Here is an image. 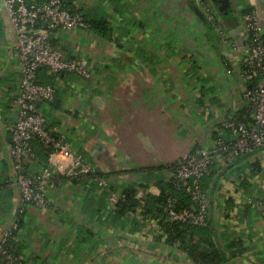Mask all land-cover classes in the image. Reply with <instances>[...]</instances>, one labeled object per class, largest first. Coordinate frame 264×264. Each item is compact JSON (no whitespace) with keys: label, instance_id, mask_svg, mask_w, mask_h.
Returning <instances> with one entry per match:
<instances>
[{"label":"crops","instance_id":"1","mask_svg":"<svg viewBox=\"0 0 264 264\" xmlns=\"http://www.w3.org/2000/svg\"><path fill=\"white\" fill-rule=\"evenodd\" d=\"M210 2L216 11L223 7V16L236 19H229L225 42L193 0H63L66 9L82 11L87 21H104L110 36L90 27L52 34L54 49L63 58L86 61L89 76L40 70L38 83L52 85L55 97L36 106L52 137H62L118 194L133 185L136 197L159 195L158 182L169 181L181 155L210 148L221 124L243 115L246 35L238 14L254 8L264 30V3ZM20 79L17 33L0 0V237L18 224L9 240L11 252L24 264H195L158 234L156 219L143 218L142 204L115 217L107 194L90 175L46 179L47 207L20 211L10 132ZM47 159L27 172L41 176ZM247 166L235 164L218 184L226 177L233 191L230 178ZM234 188L243 193L236 202L219 198L230 207L224 218L231 221L222 224L211 214L217 237L223 231L227 240L241 237L248 249L229 256V264H264V225L259 211L246 203L253 188L242 181Z\"/></svg>","mask_w":264,"mask_h":264},{"label":"built area","instance_id":"2","mask_svg":"<svg viewBox=\"0 0 264 264\" xmlns=\"http://www.w3.org/2000/svg\"><path fill=\"white\" fill-rule=\"evenodd\" d=\"M1 1L17 33L21 75L16 119L10 128L11 154L21 197L20 211L31 205L38 209L47 207L48 200L44 193L46 179L76 175H90L97 187L108 190V202L114 208L122 194L113 191L110 183L99 178L95 169L82 157L73 154L62 137H52L45 129L46 117L36 106L37 102L50 103L55 97V88L52 85L38 83L40 70L47 69L53 75L75 73L82 77L89 76L86 61L63 58L51 42V35L60 30L88 31L87 19L80 10L66 9L63 0H45L42 3L34 0ZM193 2L225 42L229 32L210 0ZM238 20L246 35L242 44L245 56L242 73L246 84L240 105L244 119L238 113L233 115L221 124V131L216 132L217 138L210 148L189 150L175 162L169 181L176 190H182L189 196L193 210L176 211L173 200H168L164 210L170 222L182 221L192 226L206 227L209 199L203 188V179L209 174L211 164L215 159L220 165L230 164L237 157L250 155L236 164L247 166L248 163L258 160L262 164L259 172L252 175V168L249 167L242 175L230 178L233 182L228 183L233 191L227 189L226 177L220 179L212 198L211 212L223 220L222 224L229 223L231 218H224L228 207L219 198L223 196L236 202V196L241 197L243 193L237 194L234 186H238L242 179L251 178L248 181L251 182L253 191L246 203L259 211V219L264 225V30L256 10L240 12ZM223 133H227L229 138L223 139ZM35 140H38L43 148L49 149L41 176L25 171V165L35 159L32 148V142ZM259 149L260 151L255 152ZM17 230L18 224L13 223L0 237V264H24L9 248V240ZM173 245L178 246V243L173 242Z\"/></svg>","mask_w":264,"mask_h":264},{"label":"trees","instance_id":"3","mask_svg":"<svg viewBox=\"0 0 264 264\" xmlns=\"http://www.w3.org/2000/svg\"><path fill=\"white\" fill-rule=\"evenodd\" d=\"M251 10H254V8L245 7L244 9H242L243 12H248ZM219 17L223 20L227 28H229L230 24L229 19H235L231 15L223 16L220 13ZM87 22H89V27L92 29L93 32L99 34L104 38L109 39L110 30L108 26L104 23V21L92 19ZM241 113L243 114V112ZM241 118L244 119V116L242 115ZM213 136L214 139H216L217 133L215 132ZM222 138L228 139V134L223 133ZM32 148L35 152V159L25 165L26 172L33 167L32 165L38 164L39 160L45 159L49 152V149L43 148L38 140L32 142ZM258 151H260V149L255 152ZM249 156L250 155H242L240 157L235 158L233 163L224 165H220L218 160L215 159L214 162L211 164L209 174L203 179V188L209 199V215L207 218L206 227H196L182 221L170 222L167 219V214L165 213L164 208L167 201L170 199L173 200L176 211L184 212L192 211L193 209L189 196L182 190H176L173 187L171 181L164 180H160L158 182L160 194L157 196L146 194L142 198H139L136 197L137 190L135 186L129 185L125 187L122 192L121 199L114 207L113 214L115 217H124L126 215L131 214L130 212H134L135 209L142 204L141 213L143 218L145 220H149V218L156 219L160 227L158 234L166 236L165 240L167 242H177L179 248L187 252L188 256L190 257L193 263L229 264V256H232L233 258L236 254H242L248 249L242 246L241 237H238L237 239L233 240H227V236L224 231L220 233L219 237H217L218 233L214 220L210 218V212L213 209V207H210V203L212 201L215 188L218 184L220 176L223 175L226 171L234 168L236 163L248 158ZM45 164L46 163H43V166H45ZM249 167L252 168L251 173L252 175H254L256 172H259L262 167V164L258 160H256L255 162L250 163ZM237 170H240V168H236V171ZM248 180H251V178L242 180V184L246 187L251 186L253 188L251 182ZM104 192L108 196L109 191L104 190ZM228 201H231V203H233L232 199L227 200V202ZM229 211L230 209L227 210L226 216H228ZM159 238L161 237L159 236ZM221 240L225 241V245H220L219 242Z\"/></svg>","mask_w":264,"mask_h":264},{"label":"water","instance_id":"4","mask_svg":"<svg viewBox=\"0 0 264 264\" xmlns=\"http://www.w3.org/2000/svg\"><path fill=\"white\" fill-rule=\"evenodd\" d=\"M261 3H264V0H259ZM222 9H223V7H220L217 11H218V13L219 12H221L222 11ZM224 9H225V7H224ZM210 207H213V203H212V201H211V203H210ZM210 218H211V212H210Z\"/></svg>","mask_w":264,"mask_h":264},{"label":"rangeland","instance_id":"5","mask_svg":"<svg viewBox=\"0 0 264 264\" xmlns=\"http://www.w3.org/2000/svg\"><path fill=\"white\" fill-rule=\"evenodd\" d=\"M216 11V10H215ZM217 12V11H216Z\"/></svg>","mask_w":264,"mask_h":264}]
</instances>
